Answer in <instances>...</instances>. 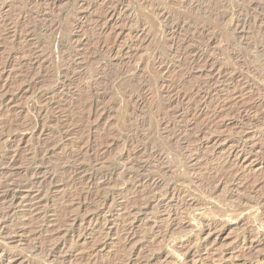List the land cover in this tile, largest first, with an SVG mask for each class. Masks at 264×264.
Returning <instances> with one entry per match:
<instances>
[{"label": "rangeland", "instance_id": "1", "mask_svg": "<svg viewBox=\"0 0 264 264\" xmlns=\"http://www.w3.org/2000/svg\"><path fill=\"white\" fill-rule=\"evenodd\" d=\"M0 264H264V0H0Z\"/></svg>", "mask_w": 264, "mask_h": 264}, {"label": "bare ground", "instance_id": "2", "mask_svg": "<svg viewBox=\"0 0 264 264\" xmlns=\"http://www.w3.org/2000/svg\"><path fill=\"white\" fill-rule=\"evenodd\" d=\"M33 175V174H32Z\"/></svg>", "mask_w": 264, "mask_h": 264}]
</instances>
